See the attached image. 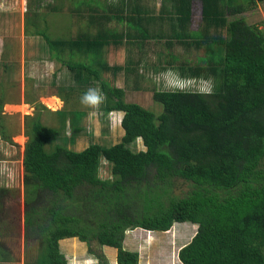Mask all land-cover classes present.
Returning a JSON list of instances; mask_svg holds the SVG:
<instances>
[{
    "label": "trees",
    "instance_id": "trees-1",
    "mask_svg": "<svg viewBox=\"0 0 264 264\" xmlns=\"http://www.w3.org/2000/svg\"><path fill=\"white\" fill-rule=\"evenodd\" d=\"M258 3L264 0H35L48 14L76 15L79 31L71 33L69 23L63 37H53L47 14L36 12L26 33L44 39L47 59L78 90L98 84L105 110L123 113L117 144L81 151L54 144L60 129L44 125L39 113L25 117L23 221L40 261L68 264L58 242L75 237L98 264L108 262L96 246L115 248L117 264H137L138 253L123 246L126 231L166 232L188 222L197 228L178 251L181 264H264V29L241 17ZM122 52V63H109ZM142 66L192 81L212 77L215 88L210 95L153 88L162 107L155 112L124 100L127 89L143 90ZM120 74L124 88L116 85ZM7 103L1 92L0 139L12 143ZM55 113L63 129L67 113ZM69 113L72 125L76 112ZM138 139L144 150L133 149ZM102 161L109 178L99 175ZM10 196L2 184L0 223Z\"/></svg>",
    "mask_w": 264,
    "mask_h": 264
},
{
    "label": "rangeland",
    "instance_id": "rangeland-1",
    "mask_svg": "<svg viewBox=\"0 0 264 264\" xmlns=\"http://www.w3.org/2000/svg\"><path fill=\"white\" fill-rule=\"evenodd\" d=\"M34 3L35 0H0V93H3L4 99L8 102L3 108V113L12 141V143H6L0 139V186L3 184L11 191V196L5 202V207L9 210L8 222L19 225L22 224L21 213H23L22 154L27 142L24 134L26 116H32L35 112L39 113L44 125L60 129V135L54 144L63 145L73 151H81L90 144L109 147L117 144L123 135L120 125L123 113L107 112L104 102L98 108L82 104L81 97L84 93L78 90L77 86L75 87L68 71L60 63L48 60L41 49V46L45 45L44 39L41 36L26 33V28L29 32L34 30L30 23L34 14L39 12L40 16L42 14L45 16L47 12L44 6L35 9ZM192 11L191 27L196 30L201 29L197 1L193 3ZM46 14L49 35L63 37L69 23L72 26L71 33L75 34L79 31L80 23L76 15L69 16L66 10L63 13ZM241 17L245 18L249 24L264 29V4L258 3L255 8L244 12ZM27 18L29 23L26 22ZM40 25L41 28L44 27L43 24ZM125 57L126 53L122 52L115 58L109 55L108 60L110 64L113 60L122 63ZM139 73L146 77L145 81H139L143 90L127 89L124 100L155 112L161 111V105L152 100V89L177 90L176 81L167 74L168 72L155 73L151 69L145 70L143 66L139 68ZM119 76L116 85L123 86L121 74ZM102 77L108 79L110 74L103 73ZM200 86L199 80H186L184 84L179 85L192 91H199ZM71 87L76 89L72 90ZM89 88H98V84L83 87L84 92ZM59 96H62L65 102ZM54 97L58 99V102L50 101ZM36 104L42 105L45 109L37 108ZM60 110L67 113L63 129L60 128L61 119L55 113ZM69 111L76 112L72 125V116ZM74 127L79 128L77 134L73 133ZM132 147L134 150L145 149L140 139ZM99 175L101 178L110 176L109 166L104 161H102ZM196 228V225L187 222L175 223L166 232L146 230L137 233L129 232L126 246L134 248L131 244L132 240H139L144 246L141 251L147 254L150 264H180L176 260L177 253L190 241ZM189 231L192 234H189ZM183 236L187 238V241L179 242L178 238L182 239Z\"/></svg>",
    "mask_w": 264,
    "mask_h": 264
},
{
    "label": "crops",
    "instance_id": "crops-1",
    "mask_svg": "<svg viewBox=\"0 0 264 264\" xmlns=\"http://www.w3.org/2000/svg\"><path fill=\"white\" fill-rule=\"evenodd\" d=\"M50 101L56 103L58 99L54 97V99L52 98ZM7 218L8 216H6V222L0 223V264H44L39 260L40 252L38 248H36V241L25 238L23 213H21L22 224L20 223V225L14 222H8L10 218ZM141 230L142 229L126 231L123 246L126 250L138 253L137 264H150L151 261L147 257V254L141 251L142 247H144L142 242L139 240H132L131 244L134 248H128L126 246L129 239V232L137 233ZM189 234H192L191 231H189ZM178 240L179 242H185L187 238L185 239V236H183L182 239L179 237ZM189 242L190 241L187 243ZM58 244L60 252L65 257L68 264H98L97 258L88 252V245L85 242H81L78 238H65L60 240ZM150 245L152 246L154 244ZM95 249L105 256L108 264H117V250L115 248L109 246H96ZM176 260L180 263L178 257H176Z\"/></svg>",
    "mask_w": 264,
    "mask_h": 264
},
{
    "label": "clouds",
    "instance_id": "clouds-1",
    "mask_svg": "<svg viewBox=\"0 0 264 264\" xmlns=\"http://www.w3.org/2000/svg\"><path fill=\"white\" fill-rule=\"evenodd\" d=\"M169 76L173 77L176 81V86L178 91H184L185 89L182 87H179V85H182L185 83L186 79L185 77H181L179 72L173 71L172 69L168 70L167 73ZM200 87H199V93L200 94H212L215 88V82L212 77H208L207 79H204L203 77L198 78ZM104 94L102 91L98 88H89L84 95L81 97V103L90 106L93 108H98L100 104L104 102Z\"/></svg>",
    "mask_w": 264,
    "mask_h": 264
}]
</instances>
